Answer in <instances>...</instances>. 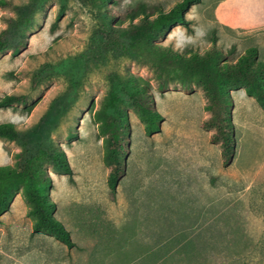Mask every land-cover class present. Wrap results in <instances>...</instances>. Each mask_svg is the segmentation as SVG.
<instances>
[{
  "label": "rangeland",
  "instance_id": "obj_1",
  "mask_svg": "<svg viewBox=\"0 0 264 264\" xmlns=\"http://www.w3.org/2000/svg\"><path fill=\"white\" fill-rule=\"evenodd\" d=\"M9 1L11 7L0 8V32L16 17L15 7L28 3ZM113 1L109 7L120 18L140 4L169 10L180 0ZM62 3L66 12L54 28ZM98 14L91 1L46 0L21 52L0 55V99L29 98L27 107L0 110V124L13 123L22 132L18 143L0 139V166L14 165L22 150L57 147L66 154L71 177L49 166L46 171L53 214L74 243L68 248L33 233L19 192L0 218V264H264V110L243 88L230 89L236 145L232 163L224 166L220 148L202 128L203 90H158L128 39L100 43L107 33ZM185 19L157 43L180 54H203L215 42L234 61L255 47L264 61V0H201ZM42 70L50 75L35 88ZM127 73L151 81L152 107L163 122L160 132L147 136L127 108L126 164L113 196L93 115L112 76Z\"/></svg>",
  "mask_w": 264,
  "mask_h": 264
},
{
  "label": "trees",
  "instance_id": "obj_2",
  "mask_svg": "<svg viewBox=\"0 0 264 264\" xmlns=\"http://www.w3.org/2000/svg\"><path fill=\"white\" fill-rule=\"evenodd\" d=\"M46 0H28L15 7L16 17L7 21L0 32V55L11 51L17 56L26 45V34L34 27L35 15ZM99 8V20L104 22L107 35L101 44L113 45L116 36L128 39L130 50L138 64L145 65L157 82V89L166 91L179 86L184 90L199 88L205 97L206 117L202 128L210 132V141L220 148L224 166H229L235 156V137L230 130V89L243 88L248 97L256 100L264 110V61L258 59V49L248 48L235 61L233 54H225L216 43L203 54H180L157 43L172 28L185 22L192 5L201 0H180L169 10L150 9L145 4L126 11L117 18L109 7L113 0H86ZM9 0H0V8L11 7ZM62 3L54 28L66 12ZM117 20L116 27L107 22ZM50 73L42 70L34 76L35 88ZM153 84L149 79L127 73L112 76L108 93L95 110L93 118L98 124L104 142V164L108 169L107 184L113 196L124 173L127 144L130 132L127 108H132L144 125L147 136L161 131L162 116L153 108ZM29 98L23 94H8L0 99V110L27 107ZM30 111L33 107L29 108ZM0 139L20 142L22 132L13 123L0 124ZM14 165L0 166V218L7 213L19 192L28 204V217L33 233L53 237L68 248L74 243L70 232L54 216L56 206L50 201L52 187L46 167L59 175L72 176L73 171L66 154L60 148H38L34 152L22 150L15 154Z\"/></svg>",
  "mask_w": 264,
  "mask_h": 264
}]
</instances>
